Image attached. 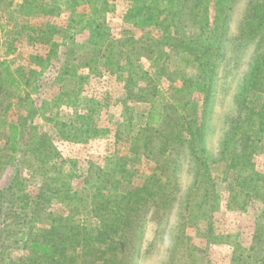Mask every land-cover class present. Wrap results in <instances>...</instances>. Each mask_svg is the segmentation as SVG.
<instances>
[{"label":"rangeland","instance_id":"obj_1","mask_svg":"<svg viewBox=\"0 0 264 264\" xmlns=\"http://www.w3.org/2000/svg\"><path fill=\"white\" fill-rule=\"evenodd\" d=\"M263 121L264 0H0V264H232L264 200L240 209L227 185L264 175ZM207 179L218 205L185 222ZM118 206L138 209L119 252L96 236ZM45 236L63 255L31 252Z\"/></svg>","mask_w":264,"mask_h":264},{"label":"trees","instance_id":"obj_2","mask_svg":"<svg viewBox=\"0 0 264 264\" xmlns=\"http://www.w3.org/2000/svg\"><path fill=\"white\" fill-rule=\"evenodd\" d=\"M66 4V3H65ZM73 10V8H72ZM133 11L139 12L140 9L132 7L130 9V13L128 14V20L132 18V13ZM74 12V11H73ZM141 14H143L142 11H140ZM145 14V13H144ZM87 18L88 20H93L92 18L89 17V15L86 14H71L72 18ZM81 21V20H80ZM133 24L137 25L138 20L136 19L133 21ZM92 26L90 28L91 31V42L94 45H101L105 37L107 36L104 31L101 30L100 26L89 24L88 27ZM86 26H83L85 28ZM97 35L102 36L99 41L95 39ZM189 50V49H188ZM181 51L180 52V60L185 61L184 65L186 66H195V58L192 59L191 55H194L193 52L191 53L190 51ZM195 57V56H194ZM11 84L16 83V79L11 78L9 81ZM163 111H156L155 104L151 105V109L149 111L148 117L146 124L149 126L156 124V123H162L163 122ZM260 124H264V121L261 122ZM87 133H90V129H85ZM89 130V131H88ZM235 132V131H234ZM90 135V134H89ZM236 132L234 136L231 135L229 140L231 139L232 141L236 139ZM10 136H11V144H12V150H15V146L18 141L19 137V131L15 125L10 126ZM228 140V141H229ZM233 143V142H232ZM235 145V144H234ZM248 150L246 146H243L242 152L240 154H233V158H231L230 162V167L236 168L238 163H241L243 167H240V170H246L247 169V163L249 160L248 156ZM242 159V160H241ZM241 161V162H240ZM239 170V171H240ZM243 172V171H240ZM197 180V179H196ZM208 181V186L206 190L202 193L201 198L197 203H193L192 201V196H193V190L196 187L197 181L194 182V184L191 186L190 190L187 193L186 196V202L184 206V218L183 220L188 221V220H194L196 217L198 218V214L200 212H209L210 209H212L214 206L218 205V199L219 195L216 193L214 184L211 180L207 179ZM228 191H229V196L231 199H234L238 205V207L243 208L244 205L247 203L249 199L260 197L262 200H264V175H261L259 173H244V174H237V176L234 178L233 181L228 182ZM143 196V195H142ZM141 197V196H139ZM163 197V196H162ZM161 197V198H162ZM122 198H128V200H125V205L129 204L132 206L134 200H132V196L129 194L122 195ZM129 198L131 200L129 201ZM142 198V197H141ZM143 200H146V197L143 196ZM137 202V201H136ZM193 203V205H192ZM99 207L94 206L91 208L92 213L95 212V210L98 211ZM111 213L114 212L112 217L108 218L107 222H104L103 226L100 227L98 230H96V236H102L99 239L101 242L105 245L106 249L110 251H117L119 252L123 247L122 243L123 241L127 238V231L125 228H130V217H135L137 216L138 209L132 208V207H117L116 209L112 208ZM109 211V210H108ZM198 212V213H197ZM100 214H96V216H99ZM129 217V218H128ZM106 220V219H103ZM51 230H55V228L52 226ZM211 232L209 231L207 235H209V239ZM24 235V230L21 232V237ZM213 236V235H212ZM129 240V239H128ZM190 250L192 249L190 246H188ZM28 248L31 250V252L38 257H50V258H56L60 257V255H63V241L56 240V239H47V237H34L30 241ZM247 252V253H246ZM244 253V255H241L242 253H236L237 255H232V264H246L245 262L247 260H250L252 264H264V210L261 212L260 217L256 221V227L255 231L253 232V237H252V245L251 247ZM105 253V252H104ZM190 254V253H189ZM235 254V253H234ZM115 262L120 263L122 261L121 258H117L115 256ZM111 261H114V259H106L105 264H110ZM115 263V264H116Z\"/></svg>","mask_w":264,"mask_h":264}]
</instances>
